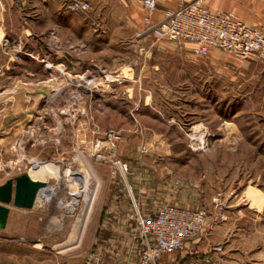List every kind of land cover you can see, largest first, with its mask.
Here are the masks:
<instances>
[{
  "label": "rangeland",
  "instance_id": "1",
  "mask_svg": "<svg viewBox=\"0 0 264 264\" xmlns=\"http://www.w3.org/2000/svg\"><path fill=\"white\" fill-rule=\"evenodd\" d=\"M68 1L67 17L102 18ZM11 15L0 41V184L34 167L50 178L32 208L7 204L0 264H136L140 215L170 203L214 219L215 196L226 218L203 232L227 224L231 264H264V57H189L141 22L91 46L86 29L40 21L38 7ZM216 244H186L161 262L224 264Z\"/></svg>",
  "mask_w": 264,
  "mask_h": 264
},
{
  "label": "built area",
  "instance_id": "2",
  "mask_svg": "<svg viewBox=\"0 0 264 264\" xmlns=\"http://www.w3.org/2000/svg\"><path fill=\"white\" fill-rule=\"evenodd\" d=\"M146 10L143 16V34L156 39H170L177 42H191L194 52L207 55L211 48L223 49L242 58L264 57V31L237 17L234 11L212 10L201 0H183L176 8H166L154 19L158 9L157 0H140ZM67 8L74 12H87L92 8L89 0H70ZM102 158V152L97 153ZM127 169V165H125ZM215 218L207 207L189 208L163 203L155 214L148 218L139 216L142 248L136 264H173L161 262V257L173 251L182 250L188 241L195 239L204 229L226 218L225 201L214 197ZM215 253H222L224 246L212 247ZM180 264V263H179ZM183 264H213L210 257Z\"/></svg>",
  "mask_w": 264,
  "mask_h": 264
},
{
  "label": "crops",
  "instance_id": "3",
  "mask_svg": "<svg viewBox=\"0 0 264 264\" xmlns=\"http://www.w3.org/2000/svg\"><path fill=\"white\" fill-rule=\"evenodd\" d=\"M20 1V0H18ZM68 0H25L24 3H19L17 0H0V41L6 36L8 25L12 20L11 11L16 12H25L27 10L35 9L38 7V11L41 13L40 21L47 20L48 18L52 19L58 27L62 29L66 27H71L83 30L86 29L88 33L89 44L95 45L97 42H102L105 44L110 43L112 40L110 33L113 30L123 29L128 30L133 28L135 25L143 24V15L145 14V8L143 7L140 0H89L93 5L92 13H103L101 19L97 20L96 17L89 16L87 22L75 21L73 17H67L65 9V4ZM181 0H157L158 9L154 14V19L158 18L162 11L166 8H176ZM192 1V0H187ZM206 6L212 10H231L234 11L238 18L244 20L246 23L254 26L260 27L264 31V0H201ZM38 2V3H37ZM38 4V5H37ZM21 15H17L14 18L21 21ZM93 17V19H92ZM94 18L96 20H94ZM64 19L68 20V23L64 22ZM141 22V23H140ZM26 27V26H24ZM137 28V27H136ZM47 29V27H45ZM164 41H173L178 43L175 40L162 39ZM108 42V43H107ZM184 44L189 49V52L186 54L194 57L205 56L202 54H197L194 52V44L191 42L185 41ZM211 48L209 52H211ZM102 51V50H101ZM104 55L106 56L105 49H103ZM128 54H125V59H127ZM122 55L119 57L121 58ZM49 66L53 64L49 63ZM61 65L55 66L57 69H60ZM227 225V224H226ZM225 224L220 226L216 235L207 234V232L201 233L197 238L188 241L187 246L192 249L199 248L201 245L205 249L209 248L212 243H224L225 248L222 253H219L218 256L221 258V262L224 264H231L233 258L230 257V248L229 237L227 233V226ZM216 237L214 241L212 238ZM228 237V238H227ZM191 252V251H190ZM229 254V256H227ZM230 261V262H229ZM173 264H177L175 255H168L165 260Z\"/></svg>",
  "mask_w": 264,
  "mask_h": 264
},
{
  "label": "water",
  "instance_id": "4",
  "mask_svg": "<svg viewBox=\"0 0 264 264\" xmlns=\"http://www.w3.org/2000/svg\"><path fill=\"white\" fill-rule=\"evenodd\" d=\"M45 186L46 182L33 179L29 172L0 184V226L5 223L9 213L7 204L13 203L17 207L32 208L40 190Z\"/></svg>",
  "mask_w": 264,
  "mask_h": 264
},
{
  "label": "bare ground",
  "instance_id": "5",
  "mask_svg": "<svg viewBox=\"0 0 264 264\" xmlns=\"http://www.w3.org/2000/svg\"><path fill=\"white\" fill-rule=\"evenodd\" d=\"M0 166H1V162H0ZM30 176L33 178V179H38V180H41V181H44L46 182V186L43 187L38 196H37V199L39 200H43L46 196H47V183L49 181V178H50V170H48L45 166L44 167H34L33 169H31L30 171H28ZM85 179V176L78 173L76 175V177H74V179H70L71 183L76 187V188H79V186L83 183ZM79 196V195H78ZM36 199V200H37Z\"/></svg>",
  "mask_w": 264,
  "mask_h": 264
}]
</instances>
